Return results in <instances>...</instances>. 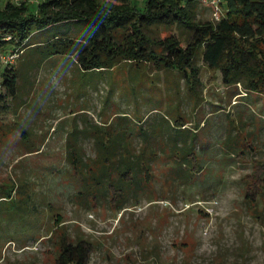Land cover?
I'll list each match as a JSON object with an SVG mask.
<instances>
[{
  "label": "rangeland",
  "instance_id": "1",
  "mask_svg": "<svg viewBox=\"0 0 264 264\" xmlns=\"http://www.w3.org/2000/svg\"><path fill=\"white\" fill-rule=\"evenodd\" d=\"M196 12L213 19L205 3ZM69 29L54 23L34 37ZM175 29L157 28L160 35ZM10 48L0 47V72L1 54ZM29 50L11 61L19 72L18 95L0 112V185L18 184L13 199H0V264H56L62 237L90 241L87 264H264V91L226 85L198 58L195 104L177 71L140 64L141 93L130 76L137 63L125 57L83 72L74 56L30 65ZM116 111L141 116L143 125L157 120V111L172 120L181 115L199 134L201 170L183 182L169 174L172 159L157 157L148 194L122 208L105 198L78 203L79 176L66 159V135L73 125L103 124ZM80 143L92 156V139Z\"/></svg>",
  "mask_w": 264,
  "mask_h": 264
},
{
  "label": "trees",
  "instance_id": "2",
  "mask_svg": "<svg viewBox=\"0 0 264 264\" xmlns=\"http://www.w3.org/2000/svg\"><path fill=\"white\" fill-rule=\"evenodd\" d=\"M200 2L38 0L31 4L4 0L0 5V47L9 43L11 48L4 53L16 51L15 59L30 49V65L55 55L74 56L83 72L109 67L122 56L137 63V72H129L141 93L144 87L140 64L177 71L195 95V104L200 97L196 87L201 83L198 58L205 66L219 71L224 84L264 91V0H221L219 17L213 19L197 17ZM59 22L69 23L70 29L44 38L34 37L36 32ZM160 25H173L176 29L160 35ZM1 63L0 112L8 109V99L18 95L19 77L18 68L11 62ZM157 112L159 118L144 125L141 116L134 120L123 111H116L103 124L73 125L65 145L66 159L79 176L80 186L75 192L78 203L105 198L113 207L122 208L131 197L148 194L157 157L172 159L169 174L183 182L201 170L195 148L199 136L196 129L186 126L181 115L172 120ZM28 133L24 128L20 131L24 138ZM82 137L92 139V156L85 155ZM34 150L37 148L27 149ZM17 187L18 184H1L0 199H13ZM28 209L25 203V212ZM90 252L89 240L62 237L56 264H87Z\"/></svg>",
  "mask_w": 264,
  "mask_h": 264
},
{
  "label": "built area",
  "instance_id": "3",
  "mask_svg": "<svg viewBox=\"0 0 264 264\" xmlns=\"http://www.w3.org/2000/svg\"><path fill=\"white\" fill-rule=\"evenodd\" d=\"M16 1V0H15ZM203 3L208 4L212 7V15L214 18H218L220 14V2L221 0H201ZM17 55L16 51L8 52V53H2L1 54V61L3 62H11L12 59L15 58Z\"/></svg>",
  "mask_w": 264,
  "mask_h": 264
}]
</instances>
